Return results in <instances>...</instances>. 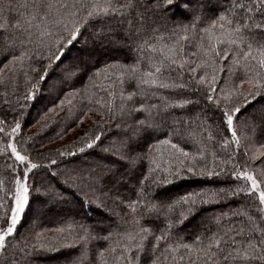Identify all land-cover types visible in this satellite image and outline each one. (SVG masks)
I'll use <instances>...</instances> for the list:
<instances>
[{
    "label": "trees",
    "instance_id": "obj_1",
    "mask_svg": "<svg viewBox=\"0 0 264 264\" xmlns=\"http://www.w3.org/2000/svg\"><path fill=\"white\" fill-rule=\"evenodd\" d=\"M182 1L186 6L182 5L180 0H173L171 6L164 10L155 6L158 3L163 4V0H141L143 6L139 11L145 17L146 30L139 34L135 32V27L139 23V17L135 12L131 17L125 18L132 21L131 26L128 23L119 24L116 18L112 17L107 23L116 29V40L104 37L95 39L94 26L81 27L80 34L71 44L66 43V39L61 42L64 51L60 60L52 62L45 73L46 65L49 63L47 58L49 47L55 51L53 42L59 37L68 38L69 33L64 30L62 24L50 25V35L40 37L39 32L33 28L30 29L32 36L28 37L23 29H17L14 25L16 21L22 24L25 22L31 11V8L25 5H30L31 0H0V22L7 21L9 26L6 31H0V49L5 44L3 37H21L25 40L23 49H27L31 56V59L23 61L22 68L16 67L9 71L12 68L9 65V69H4L3 75L6 79L0 82V129H3L0 131V180L4 182L0 188V216H3L5 210L10 211L12 206V196L6 195L14 190V173L9 165L15 167L16 174L21 176L25 167L15 162L10 149L5 152L7 145L16 144L18 150L30 155L32 162L40 165L28 173L30 188L28 206L15 233L6 239V249L1 252L0 264H77L82 248L74 238L80 232L79 226H85L93 235L106 236L113 233L115 239L116 233L123 232L128 227L124 223L130 219L127 203L137 199L141 187L144 188L146 197L153 202L171 204L187 193H197L206 189L243 188L246 183L250 186V182H246L243 177L232 176L231 173L234 171L251 170L257 177L261 175L257 167L264 164V156L261 162H255L247 155L245 149L249 141L255 144L264 143V103L261 104L264 100V91L254 92L247 98V103H242L237 97L232 98V104H239L241 109L234 117V126L241 139V145L237 148L222 120L221 110L224 107L230 108L232 104L226 105L221 100L217 107L214 102L206 101L204 97L213 95L215 99L221 95V89L225 93L233 88H239L240 91L250 90L247 75L241 68H234L229 73L230 53L229 57L221 62L225 70L216 73L218 78L215 82V91L206 92L201 87L199 92H195L197 85L190 79L193 74L188 68L195 67L192 61L206 59L203 53L190 55L197 51L195 41L184 42V55L190 63L184 69L173 65L164 72L166 78L170 77L178 85L187 84V87L153 86L147 97L143 99L139 96L134 97L136 106L140 103L153 104L158 106V110L159 106L166 102L171 106L167 110H160L164 116L160 127L157 130H150L133 147L138 151H145L148 144L155 145L157 140L171 139L172 143L178 144L184 151L190 153V156L185 158L175 152L170 145H160V151L153 152L160 169L152 174V178L144 180L149 167L154 168L155 165L148 159H142L132 165L124 158L123 151L116 150L121 139L128 133L125 125L132 124L133 119L121 116L115 109L113 113H108L106 106L98 105L96 100L101 96L105 101L108 99L106 90H101L99 80L93 86L89 76L105 64L133 63L138 55L136 42L141 38L153 37L151 31L153 27L158 28L160 32L176 31L183 34L182 26L191 25L193 22L197 3L202 7L203 11L200 13L202 18L196 23L195 32L189 28V40H192L193 35L198 37L199 30L211 19H215L217 13L225 11L233 3L242 2V0H207L209 3H206V0H197V3L190 0ZM68 27L70 29L71 24ZM125 30H129L128 36L124 35ZM29 40L32 42L28 43ZM80 48L87 53L86 57L79 56L74 61L67 58L71 49L77 52ZM23 49L17 43L15 48L10 49V54L0 51V68L8 63L11 55L18 56ZM77 66L80 71L76 75L71 77L66 75L67 69ZM209 72L211 75V70ZM202 74L203 70L197 69L195 76L198 79ZM40 75H44L45 78L40 80ZM241 80H245L243 85L240 84ZM33 84L37 87L33 88ZM124 88L126 92L132 91L134 85L126 82ZM30 91L34 95L30 99H25ZM186 99L198 100L199 103L184 107H179L175 103ZM61 100L65 101L63 105H60ZM119 103L117 99L115 102L117 107ZM50 108L54 111L48 112ZM89 108L92 110L89 111ZM44 114L50 118L47 123L42 119ZM143 115L142 111L137 112L134 119H141ZM256 118L257 121H254ZM17 122L20 129L11 141L6 137L5 131L14 128ZM85 133L88 135L85 136ZM97 134H100V140L91 148L85 147ZM225 139L229 141L227 145L224 144ZM81 148H84L83 152L79 151ZM201 150L202 156L198 154ZM52 161L56 163L53 164ZM165 168H168L171 175L164 171ZM189 168L193 171H189ZM209 172L213 175H208ZM156 176H159L160 180L167 178L168 182L152 183ZM256 203L258 195L254 197L242 192L207 204L197 200L194 205L191 203L176 205L168 213L167 219L163 214H153L146 217L143 223L151 225L155 230L164 228L170 219L173 222V239L182 238L184 242L192 243L194 237L206 226L214 231L213 218L221 214H227L221 223L241 225L245 218L240 212L247 211L257 215L254 206ZM104 208L111 209L113 214L108 215ZM234 212L237 215L233 216ZM181 213L184 214L183 219ZM177 220L180 222L176 223ZM3 227L6 225L0 219V228ZM57 228H64V233H57L55 231ZM42 230H45L43 242L48 245L46 248L39 247L35 239V234ZM108 243L96 240L89 244L90 264H101L96 253L99 249L107 247ZM163 246L162 242L161 248ZM107 259L111 264L112 257L108 256Z\"/></svg>",
    "mask_w": 264,
    "mask_h": 264
},
{
    "label": "snow or ice",
    "instance_id": "obj_2",
    "mask_svg": "<svg viewBox=\"0 0 264 264\" xmlns=\"http://www.w3.org/2000/svg\"><path fill=\"white\" fill-rule=\"evenodd\" d=\"M197 3V0H191ZM173 0H163V4H156L157 8L166 10L171 6ZM10 7L11 5H7ZM30 7L25 22L22 24L16 21L14 27L23 29L28 37L32 36L30 29L35 28L40 37H45L51 34V26L63 25L64 30L69 33L68 38L59 37L53 43L55 51L47 52L48 65L51 66L54 61L60 60L63 54V47L61 42L66 39V43L71 44L72 41L80 34L81 27H95L93 37L100 39L116 40V29L107 23L112 17L116 18L117 23H128L132 25L131 20H126V17H131L133 12L139 17V23L135 27L137 34L145 31V17L139 9L143 6L141 0H31ZM202 7L197 3V7L193 13V22L191 25H183L182 33L178 34L176 31L170 33L160 32L158 28L153 27L151 31L154 36L148 39L141 38L136 42L137 56L131 64H120L119 62L105 64L101 68L89 76L90 83L96 85L97 80L100 81L101 90H106L108 99L105 101L103 96L96 100V103L101 106H106L108 113H113L114 109L121 116H127L133 119L132 124H126L128 133L121 139L117 151L125 153L124 158L132 165H135L142 159H148L155 167H149L148 175L144 180L152 178V174L160 169V164L156 162V157L153 152H159L160 145H170L175 152L188 158L190 153L184 151L178 144L172 143L171 139L157 140L156 144H148L145 151L136 150L135 145L138 140L143 137L150 130H157L163 122L164 116L160 110H167L171 105L164 103L159 106L153 104L140 103L136 106L134 97L139 96L145 98L149 95L153 86L159 88H185L187 84H177L172 81L170 77H165L164 72L170 69L173 65L184 69L190 62L184 55V42L192 43L195 41L196 52L190 53L196 56L197 53H203L206 59L199 62L192 61L195 67H189L188 71L193 75L191 80L195 81L197 87L195 92H199L201 87L206 92L215 91V82L217 80V72L225 70L221 63L229 57L231 53V64L228 65V71L231 73L234 68H241L247 75V83L251 86L248 91H240L239 88H233L231 91L225 93L221 89V95L214 99L213 95H206V101L214 102L219 107L221 100L226 105L232 104V98L237 97L241 99L242 103L248 102V97L253 93L264 91V0H242L240 3H233L225 11L217 13L215 19H211L203 28L199 30V36H192L189 40V28L195 32L196 23L202 18ZM99 21L97 24L96 22ZM35 22V24L33 23ZM71 24L69 29L68 25ZM7 21L0 22V31L8 29ZM130 30V29H129ZM125 30L124 35L128 36V31ZM5 41L4 47L0 49L4 53L10 54V49L15 48L19 43L23 49L25 40L21 37L9 38L3 37ZM151 40V42H150ZM32 41L29 40L28 43ZM59 53V55L57 54ZM31 59L27 49L20 51V54L11 55L7 64L0 68V82H3L6 77L3 75L4 69L9 71L16 67H23V61ZM251 61H255L252 64ZM19 62V64H17ZM146 65V67H142ZM116 71H113V70ZM197 69H202L203 74L197 79L195 73ZM209 70H211V75ZM35 71V69H33ZM80 71L79 67L69 68L66 70V75L69 77L74 76ZM182 74V73H181ZM115 79H112V77ZM44 75H40L39 79L43 80ZM134 85V90L125 91V83ZM245 80H241L240 84L243 85ZM33 88L37 85L33 84ZM155 94V93H152ZM34 95L29 92L25 99H30ZM91 103V98L89 97ZM120 103L116 106V100ZM65 103L64 100L60 101V105ZM71 103V101H68ZM177 106L184 107L188 104H198V100H182L175 102ZM92 109L89 108V111ZM239 104H232V106L224 107L222 111V120L225 123L226 129L231 133L232 141L236 147L241 145L240 136L237 134V129L234 126V117L240 112ZM54 109H49L48 112H53ZM143 112V118L134 119L137 112ZM42 119L47 123L50 119L47 114L42 116ZM119 127V125H117ZM20 129V124L17 122L15 127L11 129L15 135ZM3 131V129H0ZM88 134L85 133V136ZM209 138L211 135L209 134ZM100 140V134L95 136L89 143L85 145L91 148ZM227 139L224 144H228ZM264 148V145H261ZM10 149L11 156L14 157L15 162L25 165L22 169L23 175L16 174L17 169L12 165L9 167L14 173V191L6 193L13 198L14 206L9 210H5L0 219L3 220L6 227L0 228V251L6 249V238L12 236L16 231V226L21 220V215L24 212L29 202V184L28 173L33 169H37L40 165L33 163L30 155L22 154L14 143H9L5 149ZM83 152L84 148L79 149ZM108 151V149H105ZM247 152V149H245ZM259 156H264V151L257 150ZM74 154V153H73ZM174 154V153H173ZM199 155H203L201 150ZM63 155V153H62ZM256 153L253 154L252 159H256ZM195 159V157H192ZM55 164V161H52ZM183 163V161H181ZM247 168V165H245ZM189 171L193 169L189 168ZM169 172L168 168L164 169ZM179 172V169H177ZM169 175L171 173L169 172ZM208 175H213L209 172ZM234 177H243L246 182L245 187H229L221 189H206L197 193H187L179 197L173 203L168 204L164 202H153L150 198L146 197L144 188L141 187L136 200H131L127 203L129 209L130 219L125 221L128 227L123 232L115 234L109 233L106 236L93 235L92 232L83 225H80V232L75 236V242L82 248L80 256L77 258V264H90L91 256L89 244L92 241L103 240L109 242L108 246L99 249L96 253L100 258L101 264H110L107 259L108 256L112 257L111 264H264V178H257V175L251 170H240L231 173ZM264 177V173H261ZM167 178L160 180L156 176L152 183H167ZM143 183V181L141 182ZM4 182L0 180V188L3 187ZM242 192H247L254 197L258 195V203L254 206L257 209V215H252L247 211H241L245 220L239 226H233L231 223L227 225L221 223L224 216L221 214L213 218L215 223V230L210 227L196 235L192 243H186L182 238L173 239L172 230L173 222L168 219L164 228H156L155 230L151 225L143 223L146 217L153 214H163L166 219L168 213L173 210L174 206L182 204H195L197 200L201 203H210L216 199L226 198L228 195L236 196ZM252 207V205H250ZM190 210V209H189ZM181 213V219H183ZM237 215L236 212L233 216ZM180 221L177 220L176 223ZM71 230V225H69ZM43 231L35 234L39 247L46 248L48 245L43 242ZM57 233H64V228H57ZM82 233V234H81ZM159 233V234H157ZM56 239V237H52ZM163 242V248L161 243Z\"/></svg>",
    "mask_w": 264,
    "mask_h": 264
},
{
    "label": "rangeland",
    "instance_id": "obj_3",
    "mask_svg": "<svg viewBox=\"0 0 264 264\" xmlns=\"http://www.w3.org/2000/svg\"><path fill=\"white\" fill-rule=\"evenodd\" d=\"M207 1V0H206ZM180 2L182 3V5H184V6H186L185 5V3H184V1H182V0H180ZM190 2H191V0H190ZM206 3H209L208 1L206 2ZM209 5V4H208ZM84 49H82V48H80L79 50H77V52L74 50V49H71L70 50V52H69V54H68V56H67V58L69 59H71V60H77L78 58H79V56H83V57H86L87 56V53L86 52H84L83 51ZM85 59V58H84ZM66 67V66H65ZM262 103H264V100H262V102H261V104ZM259 107V106H258ZM254 121H257V118L254 120ZM5 134H6V137H8V139H11V141H13L14 140V138H15V136L17 135V133L15 134V135H13L12 134V132H11V130H6L5 131ZM261 145H264V143L263 144H258V143H253L252 141H249L248 142V145H247V155L252 159V156H253V154L254 153H256L257 155H256V159H252V160H255V162H261V160H262V157L263 156H259L258 155V152H257V150H259V151H264V148H261ZM23 154V153H22ZM25 166V165H24ZM257 169H258V171L259 172H261V173H264V164H261V165H259L258 167H257ZM258 172V173H259ZM259 177L260 178H264V177H262L260 174H259ZM259 177H257V178H259ZM259 178V179H260ZM14 191V190H13ZM29 198H30V195H29ZM12 206H14V201H13V198H12ZM11 206V207H12ZM28 206V205H27ZM27 206H26V208H27ZM26 208H25V210H26ZM105 210H106V213L108 214V215H112L113 213H112V211H111V209H107V208H104ZM25 210H24V212H25ZM24 212L22 213V215H21V219H22V217H23V214H24ZM32 217L34 216L33 214L31 215ZM21 221V220H20ZM19 221V222H20ZM19 224V223H18ZM17 224V225H18ZM107 224V223H106ZM17 227V226H16ZM7 239V238H6ZM1 252L2 251H0V255H1Z\"/></svg>",
    "mask_w": 264,
    "mask_h": 264
}]
</instances>
